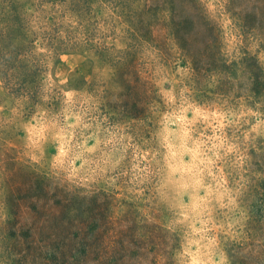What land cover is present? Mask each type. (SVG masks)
Instances as JSON below:
<instances>
[{
	"label": "rangeland",
	"instance_id": "374dc122",
	"mask_svg": "<svg viewBox=\"0 0 264 264\" xmlns=\"http://www.w3.org/2000/svg\"><path fill=\"white\" fill-rule=\"evenodd\" d=\"M0 264H264V0H0Z\"/></svg>",
	"mask_w": 264,
	"mask_h": 264
}]
</instances>
